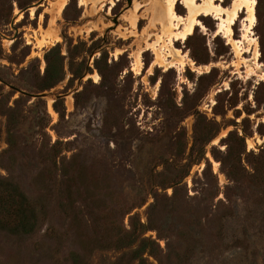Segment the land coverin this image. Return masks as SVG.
Returning a JSON list of instances; mask_svg holds the SVG:
<instances>
[{"label": "rangeland", "instance_id": "obj_1", "mask_svg": "<svg viewBox=\"0 0 264 264\" xmlns=\"http://www.w3.org/2000/svg\"><path fill=\"white\" fill-rule=\"evenodd\" d=\"M40 1L0 0V194L35 212L0 264H264V0L186 40L167 0Z\"/></svg>", "mask_w": 264, "mask_h": 264}, {"label": "bare ground", "instance_id": "obj_2", "mask_svg": "<svg viewBox=\"0 0 264 264\" xmlns=\"http://www.w3.org/2000/svg\"><path fill=\"white\" fill-rule=\"evenodd\" d=\"M179 1L180 0H167L168 7H167V15H166V17L169 20V24H171V28L175 27V28L178 29L179 25H185L186 26V27H184V30L179 33V39H181V40H186L187 37L192 34L195 24H197V25L201 24L198 20H196V16L201 15V13H204L206 16L215 14L216 19H219V21H220L221 12H220L219 8H215L216 9L215 11H213V9H205V10H203V8H201L200 6L195 4V0H182L183 3L185 4V6L187 7V9L189 10V16H188L187 19H185V18H183V17H181L180 15L177 14L176 5H177V3ZM245 4L248 5V8H247L248 19H247V21L250 22V26L246 30V36H248L249 34L253 33V31H251V30L253 29V26H254V24L256 22L255 7H256L257 2H256V0H246ZM211 5H212V3L209 4L210 7H212ZM157 14H158V17L160 19H162L161 20L162 24L165 26V21H166L165 16L160 14L159 11H158ZM236 19H237V13H234L233 16H232V19H230L229 22L231 24H233ZM187 21H188V23H186ZM221 21H223V20L221 19ZM171 28H169V31H170ZM227 34H228V36L233 35L232 29L229 28V27L227 29ZM253 45H255L256 50H257L258 49V42L256 41V39H254V44ZM256 55H257V57H259V51L257 52Z\"/></svg>", "mask_w": 264, "mask_h": 264}, {"label": "trees", "instance_id": "obj_3", "mask_svg": "<svg viewBox=\"0 0 264 264\" xmlns=\"http://www.w3.org/2000/svg\"><path fill=\"white\" fill-rule=\"evenodd\" d=\"M49 73V67L46 69V75ZM2 183L0 182V185ZM18 194H13L10 196L2 197L0 194V211L4 212L7 215L13 217V220L17 223V229L28 233L31 232L35 225V212L32 208L27 206L26 198L20 194L19 199L21 204L13 206V199L17 197ZM25 201V202H24Z\"/></svg>", "mask_w": 264, "mask_h": 264}, {"label": "water", "instance_id": "obj_4", "mask_svg": "<svg viewBox=\"0 0 264 264\" xmlns=\"http://www.w3.org/2000/svg\"><path fill=\"white\" fill-rule=\"evenodd\" d=\"M43 1H44V0H41L38 4L34 5L33 7H37V6L41 5ZM33 7H30V8H33ZM30 8H28V9L25 10V11H28ZM14 21H15V20H14ZM13 24H14V22H13ZM35 97H45V94H40V95H37V96H35Z\"/></svg>", "mask_w": 264, "mask_h": 264}]
</instances>
